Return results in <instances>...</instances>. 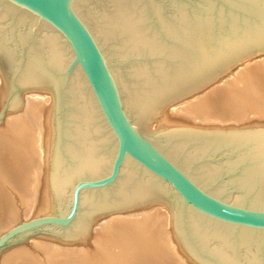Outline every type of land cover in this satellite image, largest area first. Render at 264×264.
<instances>
[{
	"label": "water",
	"instance_id": "95a60500",
	"mask_svg": "<svg viewBox=\"0 0 264 264\" xmlns=\"http://www.w3.org/2000/svg\"><path fill=\"white\" fill-rule=\"evenodd\" d=\"M262 49L264 0H0L6 111L43 88L55 130L54 214L5 230L0 253L39 234L72 240L91 217L163 201L198 264H264V129L143 126L158 105Z\"/></svg>",
	"mask_w": 264,
	"mask_h": 264
},
{
	"label": "bare ground",
	"instance_id": "6f19581e",
	"mask_svg": "<svg viewBox=\"0 0 264 264\" xmlns=\"http://www.w3.org/2000/svg\"><path fill=\"white\" fill-rule=\"evenodd\" d=\"M2 105L0 234L20 219L54 214L55 209L50 190L55 141L51 93L43 88L26 89L19 109L6 111L4 82L0 79ZM209 124L220 130L224 126L227 127L223 130L264 129V49L250 53L193 90L158 105L143 126L150 132L208 129ZM156 202L123 206L91 217L86 234L72 240L32 237L27 243L1 252L0 262L198 264L186 254L175 235L167 205ZM152 205H162L166 211L150 210Z\"/></svg>",
	"mask_w": 264,
	"mask_h": 264
},
{
	"label": "rangeland",
	"instance_id": "374dc122",
	"mask_svg": "<svg viewBox=\"0 0 264 264\" xmlns=\"http://www.w3.org/2000/svg\"><path fill=\"white\" fill-rule=\"evenodd\" d=\"M1 76V75H0ZM0 79H2V77H0ZM3 81V80H2ZM4 103V102H3ZM4 106L5 105H2V106H0V113H1V111L3 110V108H4ZM0 118H1V116H0ZM1 123V122H0ZM209 126H211V127H207L208 129H216V127L213 125V124H209ZM227 127V126H226ZM225 126L224 127H221V130H223V129H225L226 128ZM16 203H17V205H19V203H18V201H17V197H16ZM160 209L161 211H166L165 209H164V207L161 205H152L151 206V208H150V210H153V209ZM20 220H22V219H20ZM172 222V221H171ZM95 228V226L93 227V229ZM92 232V229H91V231H90V233ZM35 236H44V237H51V236H49V235H46V234H39V235H35ZM35 236H30V237H27L26 239H24V240H22V241H20V242H18L17 244H21V242L22 243H25L26 241L27 242H29L30 241V239L32 238V237H35ZM54 238H59V239H61V241H62V238L61 237H54ZM24 241V242H23ZM60 241V240H59ZM26 242V243H27ZM17 244H15V245H17ZM15 245H13V246H15ZM13 246H11V247H13ZM11 247H9V248H11ZM9 248H7V249H9ZM7 249H4V250H7ZM3 250V251H4ZM2 251V252H3ZM36 252H39V251H37V250H35ZM1 254V253H0ZM0 264H2L1 262H0Z\"/></svg>",
	"mask_w": 264,
	"mask_h": 264
}]
</instances>
